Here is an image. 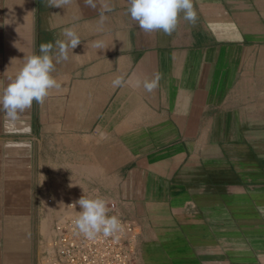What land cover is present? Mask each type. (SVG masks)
<instances>
[{
  "label": "crops",
  "instance_id": "1",
  "mask_svg": "<svg viewBox=\"0 0 264 264\" xmlns=\"http://www.w3.org/2000/svg\"><path fill=\"white\" fill-rule=\"evenodd\" d=\"M96 4L0 0V94L41 43L81 40L60 90L14 123L0 113V264L42 263L44 193L116 202L140 229L134 264H264V218L236 210L264 200V0H193L171 35L140 30L127 0ZM157 76L152 92L127 83Z\"/></svg>",
  "mask_w": 264,
  "mask_h": 264
},
{
  "label": "clouds",
  "instance_id": "2",
  "mask_svg": "<svg viewBox=\"0 0 264 264\" xmlns=\"http://www.w3.org/2000/svg\"><path fill=\"white\" fill-rule=\"evenodd\" d=\"M84 2L93 9L97 7L96 0ZM127 2L126 13L145 33L162 32L171 35L181 18L191 23H195L197 19L193 0H127ZM110 11L107 6L102 9L99 16L101 24L107 19L106 12ZM61 35L63 38L56 39L54 43H41L39 54L26 55L23 67L0 94V113H3L10 123H14L18 115L30 109L34 102L43 104L53 89L60 90L61 85L53 76L56 64L68 60L69 49L74 50L81 43L80 37L71 28L64 29ZM94 44L101 47L98 42ZM158 80L157 76L153 80L130 79L127 83L134 87L142 85L146 91L152 92ZM124 84L125 81L119 76L112 81L114 88ZM77 205L82 211L76 212L73 224L79 234L86 239L94 240L101 235L105 238L115 237L122 230L118 217L108 215L106 199L89 198L84 195L68 208H76Z\"/></svg>",
  "mask_w": 264,
  "mask_h": 264
},
{
  "label": "built area",
  "instance_id": "3",
  "mask_svg": "<svg viewBox=\"0 0 264 264\" xmlns=\"http://www.w3.org/2000/svg\"><path fill=\"white\" fill-rule=\"evenodd\" d=\"M106 200L108 215L118 217L122 230L115 237L101 235L88 240L73 224L76 212L82 209L79 205L68 208V212L56 222L55 234L49 250L42 256V264H134L138 256L140 229L134 221L121 214L116 202ZM47 203L52 204L53 200L48 199ZM72 204L74 202L68 206Z\"/></svg>",
  "mask_w": 264,
  "mask_h": 264
},
{
  "label": "rangeland",
  "instance_id": "4",
  "mask_svg": "<svg viewBox=\"0 0 264 264\" xmlns=\"http://www.w3.org/2000/svg\"><path fill=\"white\" fill-rule=\"evenodd\" d=\"M48 199H52L53 203L48 204ZM247 201L246 205H237L236 210H247L248 213H255L258 217L264 218V200L257 196L251 195L244 199ZM69 203L63 205L52 195L44 193L41 196V207L40 211L37 213V222L32 227V237L33 242L36 241L38 246L42 247L40 252L42 256L49 250V244L55 234L56 222L68 212ZM239 219V218H237ZM246 240L257 241L259 239V229L257 228H244L241 230ZM237 264H244L248 261H236ZM254 262V261H252ZM261 263L260 261H256ZM42 264V263H41Z\"/></svg>",
  "mask_w": 264,
  "mask_h": 264
}]
</instances>
